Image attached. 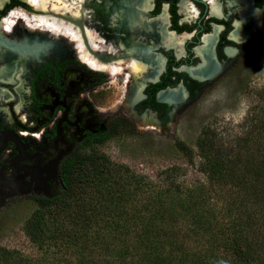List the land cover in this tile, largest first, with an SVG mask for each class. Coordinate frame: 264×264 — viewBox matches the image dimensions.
Masks as SVG:
<instances>
[{
	"label": "flooded vegetation",
	"instance_id": "af4514ba",
	"mask_svg": "<svg viewBox=\"0 0 264 264\" xmlns=\"http://www.w3.org/2000/svg\"><path fill=\"white\" fill-rule=\"evenodd\" d=\"M212 1L219 5L218 16L212 13ZM251 9L258 13L259 25H254L246 40L238 42L232 38L242 22L237 0H153L147 20L165 14L168 31L189 38L177 51L162 43L157 34L152 36V54L161 57L163 68L155 80H140L137 100L131 97L132 77L126 61L117 66L116 84L124 85V95L114 109L106 108L114 83L112 74L93 69L79 59L77 51L47 48L40 55H27L25 72L13 73L9 82L0 81L4 95L0 98V208L16 200L61 197L68 191L67 168L87 162L109 142L130 136L138 128L167 130L185 104L198 100L261 38L264 0H252ZM16 10L33 11L21 0H10L0 7V26L10 23ZM216 32L210 51L214 69L204 76L186 71L204 66L197 49L205 46V37ZM116 34L124 36L121 29ZM137 43L141 48L146 46L144 40ZM115 57L114 62L119 56ZM177 89H182L185 100L165 98V93ZM56 193L61 195L48 197Z\"/></svg>",
	"mask_w": 264,
	"mask_h": 264
},
{
	"label": "rangeland",
	"instance_id": "374dc122",
	"mask_svg": "<svg viewBox=\"0 0 264 264\" xmlns=\"http://www.w3.org/2000/svg\"><path fill=\"white\" fill-rule=\"evenodd\" d=\"M55 18L81 31L79 22ZM52 48L56 51L75 50L72 46L62 44L48 49ZM176 50L179 51V48ZM203 69H199L198 73ZM116 72H109L114 83L110 85L112 94L109 93L111 98L106 108L114 109L124 95V85L121 82L119 86L116 84ZM137 130L130 136L112 140L98 153V156L113 166L110 167L113 173L103 186L100 185L98 194L94 195L88 180L74 182L70 194L61 201L78 198L80 190L87 186L82 192L87 193L84 197L89 198L86 217L89 218V236L92 239L84 237L77 245L48 240L44 248L49 253L44 254L24 231L25 223L37 205L34 201L22 199L8 202L0 208V247L19 253L31 264L45 260L80 264L84 257H87L88 262L99 260L112 264H136L134 253L124 254L121 248L136 245L142 223L150 221L154 212V208L148 210L147 205L154 204L160 192L161 200L165 201L169 196L181 197L184 186L204 184L213 190L214 195L219 190L223 192L225 201L239 205L241 187L238 183L202 170L207 160L200 155V138L206 130L210 131L211 154L218 155L238 175L245 176L255 171L259 174L247 156H264V32L243 60L206 89L198 100L185 104L183 112L175 115L173 124L167 130ZM178 144L189 148L192 154L187 156ZM95 155L92 161H95ZM89 165L91 162H88ZM174 168L177 169L174 173L169 171ZM219 181L227 182L219 186ZM70 202L75 204V200ZM59 204H52L48 211H57ZM255 206L258 213L264 211V197ZM136 207L137 211L144 210L145 221L132 219V211ZM260 222L264 224V212ZM257 231H261V239L264 241V229L261 227ZM116 233L121 234V239L118 236L112 238ZM98 234L104 241L93 240ZM183 239L180 234L177 241H186ZM109 245L112 247L108 251Z\"/></svg>",
	"mask_w": 264,
	"mask_h": 264
},
{
	"label": "trees",
	"instance_id": "16d2710c",
	"mask_svg": "<svg viewBox=\"0 0 264 264\" xmlns=\"http://www.w3.org/2000/svg\"><path fill=\"white\" fill-rule=\"evenodd\" d=\"M210 134L211 132L206 130L200 138V155L207 160L202 170L238 183L241 187L240 204L228 203L223 192L217 190L214 195L213 190L204 184L184 186L181 197L169 196L165 201L161 200L160 192L155 197L156 202L147 205L148 210L154 208L150 221L144 220V210L137 211L136 207L132 211L134 221L145 222L142 223L136 245L132 248L124 246L121 249L124 254L133 252L136 264H264V241L261 239L263 235L261 231H257L261 227L264 229V224L260 222L264 211L258 213L255 206V203L260 204L264 197V156H247L259 174L255 171L245 176L238 175L231 166H226L218 155L211 154ZM178 147L185 151L187 156L192 154L186 146L178 144ZM95 158V161L89 158L87 162L79 161L77 166L67 168L66 194L53 200L34 201L37 209L26 221L24 231L44 254L49 253L44 248L48 240L77 245L84 237L90 235L89 218L86 217L89 198L84 197L87 193L82 192L87 186L80 190L78 198L74 197L62 203L61 201L70 194L74 182L88 180L94 195L99 193L100 185L103 186L113 173L110 172V167L113 166L101 156L95 155ZM88 162H91V165L87 166ZM176 170L174 168L169 171L174 173ZM226 182L219 181L217 184L224 186ZM72 200H75V204L70 202ZM57 202H60L59 209L48 211V208ZM139 208L141 209V206ZM180 234L186 241H177ZM117 236L120 238L121 234L116 233L112 238ZM94 237L93 240H102L100 234ZM89 238L92 239L91 236ZM111 247L108 246V251ZM7 263L31 264L19 253L0 247V264ZM38 264L63 263L45 260ZM80 264L112 263L99 260L88 262L87 257H84Z\"/></svg>",
	"mask_w": 264,
	"mask_h": 264
},
{
	"label": "bare ground",
	"instance_id": "6f19581e",
	"mask_svg": "<svg viewBox=\"0 0 264 264\" xmlns=\"http://www.w3.org/2000/svg\"><path fill=\"white\" fill-rule=\"evenodd\" d=\"M9 1L0 0V7ZM21 1L29 4L33 11L16 10L11 22L5 21L0 26V81L3 82H9L15 72L27 70L25 61L27 55H40L47 48L62 44L74 47L73 49L78 51L79 59L93 69L113 73L118 70L117 66L126 61L132 77L131 97L137 100L140 98V80H155L163 68L161 57L152 54L155 47L152 36L157 34L162 43L175 49H180L189 38L188 35L177 37L170 33L165 14L155 20H147L153 0ZM251 1L237 0L242 7V22L237 25L232 38L238 42L246 40L252 34L254 25L257 26L260 22L258 13L251 9ZM211 4L212 13L220 15L218 3L212 1ZM55 17L79 22L81 31ZM120 29L124 36L118 37L117 34L114 36V32ZM216 39L217 32L205 37V46L197 49L198 55L204 60V66L198 69H185L186 71L204 76L214 69L210 51ZM137 40H144L146 46L141 48ZM120 50L123 54H120ZM115 56H119L116 62L113 58ZM202 67L204 69L198 73ZM19 90L22 91L23 88L20 87ZM3 96L0 92V98ZM164 96L175 102L185 99L182 89L169 90Z\"/></svg>",
	"mask_w": 264,
	"mask_h": 264
},
{
	"label": "water",
	"instance_id": "95a60500",
	"mask_svg": "<svg viewBox=\"0 0 264 264\" xmlns=\"http://www.w3.org/2000/svg\"><path fill=\"white\" fill-rule=\"evenodd\" d=\"M60 195H61L60 193H56V194H53V195H49L48 197L49 198H55V197H58Z\"/></svg>",
	"mask_w": 264,
	"mask_h": 264
}]
</instances>
